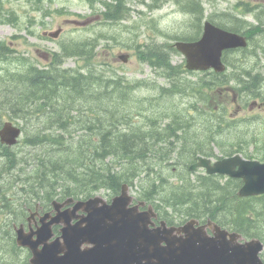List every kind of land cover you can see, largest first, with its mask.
Instances as JSON below:
<instances>
[{"label":"trees","instance_id":"1","mask_svg":"<svg viewBox=\"0 0 264 264\" xmlns=\"http://www.w3.org/2000/svg\"><path fill=\"white\" fill-rule=\"evenodd\" d=\"M29 1H35L43 16L51 14L44 10L42 0ZM123 1L106 2L110 19L115 21L112 12L116 7L122 9ZM13 21L16 24L15 15L0 16V22ZM219 24L225 27L224 23ZM201 27L200 22L195 33L173 35L171 39H198ZM90 44L89 40L64 43L47 66H38L30 58L16 54L9 41H0V62L8 63L0 86L5 93V100H0V127L5 113L27 121L33 132L25 137V143L38 150L31 162L0 142L4 165L0 174L23 166L20 171L25 178L14 182L23 185L20 190L26 193L25 201L52 200L58 193L87 198L103 188L117 194L123 183L134 186L135 180L144 176L146 183L142 184L141 197L153 202L169 223H174L177 213L182 221L211 218L247 238L264 241V195L241 197L237 193L241 180L222 182L215 175L194 178L189 170L199 154H214L209 147L211 141L230 144L227 149L222 148L224 155L239 151L249 158L264 159V147L253 152L233 149L236 141L249 144L257 140L264 144V135L260 139L259 135L253 137L249 123H243L245 119H229L228 102L220 103L211 95L220 93L228 85L229 77H234L235 85L239 86L235 89L243 99L262 96L264 84L260 78L253 77L245 66L235 68L229 76L226 72L209 71L197 80L187 81L183 74L194 72L172 62L173 54L177 53L174 44H147L138 50V55L167 82L158 87V96L137 99L133 91L147 85V80L131 83L122 76L107 78L96 72L95 67L87 73L62 67L66 57L89 61ZM13 54L16 58H12ZM13 59L22 61L21 65L10 66ZM174 95L192 98L186 108L193 111L192 115L174 109L175 105L156 108ZM141 117L146 118L143 123L136 120ZM33 120L43 124L37 128ZM224 132L231 134L229 139L217 140V135ZM176 153L175 161L172 156ZM174 168L178 173L173 172ZM171 176L176 178L172 180Z\"/></svg>","mask_w":264,"mask_h":264},{"label":"water","instance_id":"2","mask_svg":"<svg viewBox=\"0 0 264 264\" xmlns=\"http://www.w3.org/2000/svg\"><path fill=\"white\" fill-rule=\"evenodd\" d=\"M60 33L58 29L48 34L55 38ZM175 44L185 55L188 69L214 68L220 72L226 69L223 51L245 47L248 41L241 34L206 21L199 40H179ZM128 57L120 55L123 61ZM21 134L22 128L12 121H6L0 128V140L9 146L15 145ZM198 166L205 167L211 174L242 178L241 196L264 193V162L235 154L214 163L200 157L193 168ZM131 200L127 184L111 204L99 196L80 200L73 211L59 215V219L66 221L62 228L64 240L48 241L54 222L51 220L43 221L36 230L37 240L31 239L23 227L18 228V244L30 247L33 264H264L260 256L264 243L260 239L240 241V233L223 229L212 220L199 226L197 219H190L181 226H169L162 221L151 227L155 225L151 218L156 216L153 208L140 211L139 205L130 206ZM79 209L85 210L87 216L72 224V213ZM207 225L213 234L208 232Z\"/></svg>","mask_w":264,"mask_h":264},{"label":"rangeland","instance_id":"3","mask_svg":"<svg viewBox=\"0 0 264 264\" xmlns=\"http://www.w3.org/2000/svg\"><path fill=\"white\" fill-rule=\"evenodd\" d=\"M103 1L113 2L114 0H97L95 8L91 7L87 0H53L52 2L42 0V5L51 11V15L44 17L37 10L35 1L4 0L5 10L2 15L4 17L15 15L17 25L14 21L6 23L0 22V41H9L10 45L17 50L18 53L16 54L30 58L38 66H47L52 61L54 53L60 51L64 43L72 40H89L91 44L88 48L91 49L92 53L90 60L88 61L83 57L77 56L66 57L62 67L78 69L85 73L91 67H95L96 72L105 74L104 76L107 78H119V76H122L131 83L147 80V85L136 88L130 94L132 93L137 99L158 96V87H160V84L165 85L167 81L148 62L140 58L137 53L138 50L146 47L147 44H172L175 40L171 39V36L192 34L195 30L196 23H192L193 19L186 11L183 13L177 12L178 8L174 4L175 0L163 1L165 6H162L161 15L165 14V12H167V15L161 19H159L156 13L150 14V9L147 6L139 5L140 9H147V14L143 20L137 16L138 14L131 12L130 17L119 23L105 21L101 17H97L106 10ZM146 2L153 3V0H146ZM222 7H226V3H222ZM42 21H44V25L41 24ZM30 29L34 31L32 34L30 33ZM58 29H61L63 33L57 39L43 35L45 30L56 31ZM14 36L17 37L14 38ZM258 40L264 42L262 36H259ZM121 52L130 54L127 62H122L118 58ZM16 54H13L12 58H16ZM260 59L264 62V55ZM21 62L13 59L10 66H19ZM172 62L176 65L182 64L185 66L186 64L185 57L181 53L173 54ZM7 66V62H0V67L3 68V71H0V86L2 85V74H5L4 67L6 68ZM183 76L187 81H192L205 75L203 72H194L185 73ZM4 94V89L0 87V100L2 101L5 100ZM211 95L213 100L216 98L220 103H223L225 100L231 106L232 99L226 92L218 94L211 92ZM191 101V97L187 98L181 95H174L167 97L156 108L168 109L175 105L174 109L184 110L187 115H192L191 112L193 111L186 109L190 106ZM239 103L241 102L239 101ZM235 107L231 109L232 112L235 111ZM240 115H250L249 108H246ZM6 120H10L22 127L25 126L19 143L12 148L19 152L20 156H24V158L32 162L38 150L29 148L25 143V137L31 135L33 132L31 124L26 125L27 121L7 113L4 115V121ZM136 120L143 123L146 118L144 120L141 117ZM33 124L39 128L43 122L36 124L35 120H33ZM259 127L263 131L260 128L253 130L260 131L259 133L262 136L264 134V122L259 124ZM78 133H81V131L79 130ZM230 135V133L224 132L221 135H217V140L227 141ZM66 137L68 138V134H66ZM209 147L219 155L224 154L216 141H211ZM250 148L253 149L252 147ZM249 151L253 152L254 150ZM172 159L177 160V153L172 156ZM2 160L3 158L0 159V165L3 164ZM20 166L23 168L22 165ZM20 166L14 171L11 170V173L0 174L3 176L0 184L7 187L5 195L7 196L6 203L8 207H15V202L19 200L17 197L20 184L18 182L13 183V181L18 178H25L20 171ZM141 177L143 179H136L135 185L130 189V192L135 196L139 194L142 184L146 183V177ZM171 178L175 179L176 177L171 176ZM99 195L105 196V193L100 192Z\"/></svg>","mask_w":264,"mask_h":264},{"label":"flooded vegetation","instance_id":"4","mask_svg":"<svg viewBox=\"0 0 264 264\" xmlns=\"http://www.w3.org/2000/svg\"><path fill=\"white\" fill-rule=\"evenodd\" d=\"M87 1L89 3L92 0ZM163 1L164 0H153V3H147L146 0H124L122 2V9L116 7L112 15L115 17L116 21V18L119 17L123 19L130 17L131 12H133L138 14L137 16L141 17L143 20L147 14V9H140L139 5H141L147 6V8L150 9V14L156 13L159 19H161L167 15V12L161 15L162 6H165ZM222 3H226V7H222ZM89 4L91 7L94 6V4ZM104 4L106 6L105 12L97 17H101L105 21H113V19L109 17L108 4ZM115 4H117V2H115ZM174 4L178 8L177 12L179 13H183L185 12L184 10H187L186 12L189 13L193 22H201L202 24L206 21L218 24L224 23V26L227 27L228 30L245 36L249 41L250 47H236L227 50L226 53L230 61H226V59L225 61L229 67L231 66L239 70V67L246 66L250 69L251 75L253 77H259L261 84H264V62L260 59V57L264 55V42L258 40L259 36L264 38V0H175ZM201 32H203V26ZM246 50L248 52H246ZM256 50H258V53ZM253 53L255 56H253ZM248 59L250 60L248 61ZM233 83H236V79L234 77H229L227 85L229 93L233 91V89H230ZM261 94L262 96L258 97H254L255 95L251 96L252 100L249 101L246 99L242 105L238 104L235 113L230 111L233 116L231 118H239L240 114L245 110V105L248 106L249 113H251L253 117L263 118L264 90ZM236 99L237 95H234V100ZM235 103H238V101H234L232 105ZM262 144L261 142H257V140H252L249 144L237 141L233 145V149L246 150L252 147L253 149L259 150V148L261 149L264 147V144ZM194 172L202 176L210 175L207 173L206 168H198L194 170ZM215 177L227 178L220 174H215ZM6 188L7 187L2 186V184L0 185V264H32V251L30 247L21 246L17 242V227H23L27 235L31 236V239H34L38 237L36 230L42 225L43 221L48 222L54 220L52 224V235L48 241L51 242L57 238L62 241L64 240L62 237V228L66 225V221L59 219V215L67 211H73L77 201H68L71 199V196L67 194V196H64L63 193H58L52 200H35L29 205V202L24 201V196H22L23 198L19 201L20 204L22 203V207L20 209L19 206L17 209L13 207L9 209L6 203ZM107 199L109 200V196H107ZM16 203H18V201ZM57 204H59V207H57ZM144 207L145 206L142 208ZM72 214V224L83 220L87 216V212L83 209H79ZM57 218L58 221H55ZM40 246H43V244Z\"/></svg>","mask_w":264,"mask_h":264},{"label":"bare ground","instance_id":"5","mask_svg":"<svg viewBox=\"0 0 264 264\" xmlns=\"http://www.w3.org/2000/svg\"><path fill=\"white\" fill-rule=\"evenodd\" d=\"M4 167V165L2 164V165H0V169H2Z\"/></svg>","mask_w":264,"mask_h":264}]
</instances>
